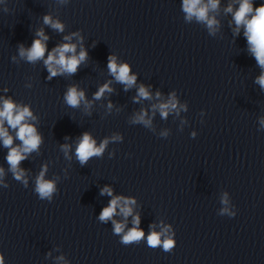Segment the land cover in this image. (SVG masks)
<instances>
[{"label": "clouds", "instance_id": "1", "mask_svg": "<svg viewBox=\"0 0 264 264\" xmlns=\"http://www.w3.org/2000/svg\"><path fill=\"white\" fill-rule=\"evenodd\" d=\"M201 2L202 0H184L183 9L188 14L189 19L195 15L199 20H207L208 26L211 29L213 24H215V21L208 20L206 15L207 7L210 6L211 8L215 9L218 5V0H209L208 6H201ZM227 11H232L231 6L228 7ZM252 12L253 7L251 0H242L239 10L234 15V19L237 26L242 23L245 24V35L248 38V43L252 46L251 50L254 53L258 64L261 67H264V5L255 10V14L251 19H247L248 14ZM44 23L50 24L54 29L63 31V25L58 21L53 22L49 16L44 17ZM37 35L42 37L43 41L48 39L43 35L42 31L38 32ZM65 39H69V37H65ZM75 50V45L64 44L53 49L52 52L48 54V57L46 60H44V63L47 66L51 77H55L58 74H62L63 72L74 74L77 71L79 64L86 59L87 53L86 51L82 50L78 56H66V53L74 54ZM45 51V43H43L41 39H36L33 41L31 48L27 50L21 46L20 55L22 57L26 55L29 62H34L43 58ZM53 65L58 66V68L54 67ZM108 69L118 82L125 84L128 87L132 86L136 81V76L129 74V66L127 64L118 65L115 62V57H109ZM257 82L261 85V87H264V75H261ZM105 91H111L107 84L100 88L97 93H95V97L97 99L100 98ZM84 95L85 94L83 91H78L76 87H71L68 89V92L65 96L66 103L71 107H77L80 102L84 100ZM138 96L144 98L149 97V93L144 86L140 87ZM169 107L175 108L174 100L170 101L169 104L159 105L162 116H167ZM31 115L32 113L27 107L20 109L10 99L4 100L3 107L0 108V139L3 140L4 146L10 147L13 143L12 137L8 134L7 129L4 127L5 120L12 128H18L17 137L22 141L23 144V146L20 148L10 147V151L7 156V161L11 166V170L15 174V178L17 180H20L23 176V171L18 168L20 162L26 158V153H30L31 151L35 150L40 143V137L36 134L35 128L28 125L27 123H23L26 118L31 117ZM137 119L144 121V114L142 113L139 115ZM144 122L148 123L147 121ZM107 143L108 141L105 140L99 147H96L95 140H93L88 133H84L81 138V142L77 146V159L81 164L86 163L89 158L93 156H99L103 152ZM62 147L66 149L68 146L64 145ZM2 173L3 169L0 168V174ZM36 191L42 198L50 197L54 191V184L52 182H44L43 172L37 180ZM104 192H107L109 195H111L110 189H104L101 194ZM120 199V197H116L110 202V205L102 211L100 215L101 220H107L111 218L119 204ZM129 202L134 203V201H125L126 204ZM121 211L125 215H129L131 213V209L128 207L121 208ZM138 222L139 219L137 217L135 218V223L138 224ZM121 228L122 225L117 224L115 231L119 233ZM142 237V231H131L129 235L124 237L123 243L128 244L135 240H139ZM147 242L150 247H156L161 244V241L155 234H150L148 236ZM162 246L167 251L173 247V241L168 239L166 242H163ZM0 264H2V260H0Z\"/></svg>", "mask_w": 264, "mask_h": 264}]
</instances>
